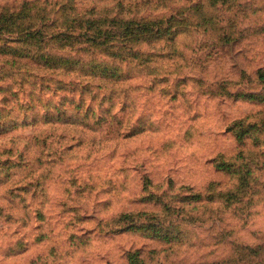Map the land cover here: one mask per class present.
I'll use <instances>...</instances> for the list:
<instances>
[{"label": "rangeland", "instance_id": "1", "mask_svg": "<svg viewBox=\"0 0 264 264\" xmlns=\"http://www.w3.org/2000/svg\"><path fill=\"white\" fill-rule=\"evenodd\" d=\"M210 1L0 0L44 37L0 54L48 48L82 81L0 70V264L264 261V0Z\"/></svg>", "mask_w": 264, "mask_h": 264}, {"label": "trees", "instance_id": "2", "mask_svg": "<svg viewBox=\"0 0 264 264\" xmlns=\"http://www.w3.org/2000/svg\"><path fill=\"white\" fill-rule=\"evenodd\" d=\"M215 0H212V2L210 1V5H214ZM203 5V3H202ZM195 7V6H194ZM30 8H27V11L24 12L23 15H19L17 14V18L23 17L25 18V16H29L30 15ZM13 13H11L10 15H12ZM31 18H28L31 21ZM15 19L14 22H12L11 19H9L8 17L2 18L0 19V38L4 39L3 37H10L12 39H16V40H12V41H21L18 40L20 37L25 36L24 39H35L37 42H40L42 39H44V37L42 35H39L38 37H36V34L38 32L41 31V29L35 27L34 25H30L27 27H23L20 28V25H15ZM88 29H86L85 31H83L84 33L87 32ZM93 32L94 34V38H100L101 36L104 37H109V34L107 30L104 29H94V31H91V33ZM90 33V34H91ZM49 38H54V34L49 35ZM57 38V37H56ZM93 38V39H94ZM70 38H66V40H69ZM2 41V40H1ZM68 46H60L58 47L59 49H64L67 48ZM0 59H2L3 61H0V70L2 71L3 69H5V74L6 71H10V72H14L15 74H24L26 77L29 78H34V79H39V77H49L50 79H48V82H54V88H51L48 95L47 96H57L60 92H62V90H65L67 88H63L65 86H69V87H75V85H80L81 84V80H79V76L78 77H74L72 75L68 76L67 78L63 79L62 76L65 74L64 70L72 67L75 64L74 60L69 58V57H64L62 55H57L54 52H51L48 50V48L46 49H38L37 51H35V54L32 55L31 50L26 51V52H20L18 50H10V51H5V52H1L0 54ZM30 66H37L39 68V70H49L51 72H59L57 73V76L54 75H43L40 73L37 74H33L30 73L29 75V69L27 67ZM25 68V69H24ZM262 69H259V78L263 79L264 77V72H262ZM60 75V76H59ZM93 78H95V76H92ZM55 80V81H52ZM44 81V80H43ZM86 88L81 89L82 92L83 90H86L90 87V81L86 82ZM85 87V86H84ZM79 88V87H78ZM81 88V87H80ZM72 93V92H71ZM37 98L38 101H41L42 104L44 103H48L49 99H46L47 97H44V95L42 94V97H39V94L34 96ZM44 98V99H43ZM43 100V101H42ZM80 97L77 98V96H75L74 94H66L65 92L62 93L61 97H60V105L57 106L53 105V114L49 112L48 107L44 108V110H46L44 117L45 118H51V114L52 117L57 118L59 120V118H62V116H65L67 114L66 109L67 107L64 108V104L68 103V105H80ZM126 219V216H124V220ZM171 222V221H170ZM128 230V229H127ZM178 238V237H177ZM242 253H246V258H253L250 259L248 261H246L245 263H241V264H264V261H259V255L262 254V252L257 251L256 247H246L245 248V252ZM135 256V258L137 259L140 255L139 253H135L133 254ZM133 255H129L128 258L129 260L133 257ZM245 258V259H246ZM133 264V263H132ZM233 264V263H230Z\"/></svg>", "mask_w": 264, "mask_h": 264}]
</instances>
